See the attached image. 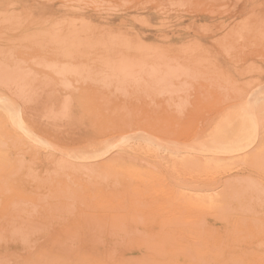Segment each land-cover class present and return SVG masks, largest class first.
Returning a JSON list of instances; mask_svg holds the SVG:
<instances>
[{
  "label": "rangeland",
  "instance_id": "obj_1",
  "mask_svg": "<svg viewBox=\"0 0 264 264\" xmlns=\"http://www.w3.org/2000/svg\"><path fill=\"white\" fill-rule=\"evenodd\" d=\"M0 74V264H264V0H0Z\"/></svg>",
  "mask_w": 264,
  "mask_h": 264
},
{
  "label": "bare ground",
  "instance_id": "obj_2",
  "mask_svg": "<svg viewBox=\"0 0 264 264\" xmlns=\"http://www.w3.org/2000/svg\"><path fill=\"white\" fill-rule=\"evenodd\" d=\"M172 5V4H171ZM261 18V17H260ZM259 18V19H260ZM262 19H260L259 20V22L261 21ZM262 22V21H261ZM260 24V23H259ZM32 38V37H31ZM33 40H31L30 41V45L32 46V49H36L35 47H36V44L38 45V44H42L43 42H40V41H34V42H32ZM37 42V43H36ZM50 42H52V43H55L54 44V48H52V49H54V54H57V55H63V54H68V55H70L72 52L74 53V54H77V48L78 47H80L82 50H84V51H86L87 49H89V48H87V46H88V44H91L92 42H90V41H86V40H80V41H77V40H73V41H70L71 43H68V41L65 39V38H63V39H60V38H58V37H56L55 35H52V36H50ZM138 44V43H137ZM142 44H143V42H142ZM141 44V45H142ZM145 44V43H144ZM134 45V44H133ZM132 45V47H134ZM140 45V46H141ZM27 46V45H26ZM30 46V47H31ZM39 47H43V45H38ZM53 46V45H52ZM143 46V45H142ZM147 46V45H146ZM149 46V45H148ZM147 46V47H148ZM28 47H29V45H28ZM28 48V49H31V48ZM89 47V46H88ZM125 47H126V45H125ZM138 47H139V45H138ZM152 47V46H151ZM151 47H148V49L150 48L151 49ZM144 48V47H143ZM142 47L141 48H139V50L137 51V53H142L145 49H143ZM27 49V50H28ZM75 49V52L73 51ZM149 49V51H151ZM154 48H152V50H153ZM156 49V48H155ZM154 49V50H155ZM159 49V48H158ZM158 49H156V50H158ZM135 50V49H134ZM137 50V49H136ZM147 50V49H146ZM145 50V51H146ZM148 51V52H149ZM31 52H35V51H31ZM147 52V53H148ZM28 53V52H27ZM72 53V54H73ZM146 53V54H147ZM150 53V52H149ZM30 54V53H29ZM139 57H142L141 55H138V56H135V58H134V61H139V62H141L142 63V60H143V58H139ZM97 59V58H96ZM132 62V61H131ZM135 63V62H134ZM132 65H133V62L131 63ZM122 69L123 68H119L118 70L120 71V73L121 74H123L122 73ZM134 70V68L132 69V70H129V69H126L125 71V74H127V75H131V76H133V71ZM138 73V72H137ZM2 74H0V77H3V76H1ZM138 75V74H137ZM128 77V76H127ZM127 77H126V79H127ZM129 78V77H128ZM127 81V80H126ZM129 81V80H128ZM128 81H127V83H128ZM196 81V80H195ZM194 81V82H195ZM199 82V81H198ZM197 82V83H198ZM90 83L93 85V81H92V78L90 79ZM126 83V84H127ZM196 83V82H195ZM200 83H202V82H200ZM262 86H264V85H261L260 87H262ZM252 87V86H251ZM259 88V87H258ZM264 88V87H263ZM128 91V90H127ZM248 91V90H247ZM254 91V90H253ZM246 93V92H245ZM245 93H244V96H245ZM251 93V92H250ZM249 93V94H250ZM253 93V92H252ZM247 94V93H246ZM248 94V95H249ZM234 96H236L237 97V99H238V97L240 98V96H237V95H235V94H233ZM243 96V97H244ZM247 96V95H246ZM256 95H253V97H255ZM232 97V96H231ZM235 98V97H234ZM234 98H232V99H230L231 101L234 99ZM236 99V100H237ZM235 100V99H234ZM235 102V101H234ZM129 106H130V108H132L131 107V105L129 104ZM133 107H135V105H133ZM136 110V109H135ZM132 114H133V112H132ZM131 114V115H132ZM133 116H135V115H133ZM132 119V118H131ZM123 120V119H122ZM128 123L130 124H132L133 123V121L131 122V121H128ZM105 124H107V123H105ZM109 125V124H108ZM103 127V126H102ZM105 127V126H104ZM109 127H111V126H109ZM101 128V127H100ZM106 128L108 129V126H106ZM101 130H103L102 128L100 129V131ZM104 130H105V128H104ZM109 130V129H108ZM107 130V131H108ZM106 130H105V132H107ZM95 133V135H96V132H94ZM94 133H92V134H94ZM100 133V132H99ZM97 135L98 136H100L98 133H97ZM103 136V135H102ZM95 139H97V136L95 137V136H91V135H87V134H85V135H80V136H77V137H75V138H73L72 139V142L73 143H83V145H84V142L85 141H88V140H90L89 142H92V141H94ZM82 146V145H81ZM7 157V156H6ZM3 158H4V156L0 159V160H3ZM7 162V161H6ZM40 190V189H39ZM96 237L97 238H100V230H96ZM105 236H107V235H105ZM73 239V238H72ZM80 252V253H79ZM85 253L86 252H84V251H80V250H76V249H74L72 246H69L68 244L67 245H61V244H59V246H57L56 248H54V249H52L50 252H47L45 255V258L43 259V260H41L40 262H38V263H36V264H72L71 262L72 261H76L75 262V264H109V263H107L106 261H104L103 259H97L96 261H94V263H93V259H94V257H88L87 255H85Z\"/></svg>",
  "mask_w": 264,
  "mask_h": 264
}]
</instances>
